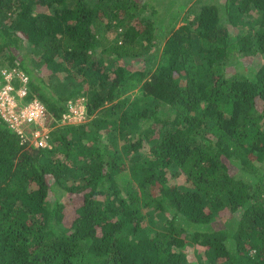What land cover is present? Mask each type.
Returning <instances> with one entry per match:
<instances>
[{
    "label": "trees",
    "instance_id": "obj_1",
    "mask_svg": "<svg viewBox=\"0 0 264 264\" xmlns=\"http://www.w3.org/2000/svg\"><path fill=\"white\" fill-rule=\"evenodd\" d=\"M171 5L0 0L51 143L0 115V264H264V0Z\"/></svg>",
    "mask_w": 264,
    "mask_h": 264
},
{
    "label": "built area",
    "instance_id": "obj_2",
    "mask_svg": "<svg viewBox=\"0 0 264 264\" xmlns=\"http://www.w3.org/2000/svg\"><path fill=\"white\" fill-rule=\"evenodd\" d=\"M4 79L0 80V115L10 124V126L21 134L24 142L36 146L50 145L49 128L45 125L46 106L39 98L35 97L27 102L20 101L28 95V75L19 66L12 69L3 70ZM18 78L20 84H15ZM85 97H77L69 102V110L62 114L59 119L62 123H80L86 114ZM84 122V121H83ZM39 124L30 128L31 124ZM29 127V132L26 128Z\"/></svg>",
    "mask_w": 264,
    "mask_h": 264
},
{
    "label": "rangeland",
    "instance_id": "obj_3",
    "mask_svg": "<svg viewBox=\"0 0 264 264\" xmlns=\"http://www.w3.org/2000/svg\"><path fill=\"white\" fill-rule=\"evenodd\" d=\"M196 1H198V0H181L182 7L179 8V9L174 8L175 7L174 5H171L170 7H166L163 10V17L166 20L167 24L171 23V21L173 19L172 17H174V19L176 20V22H175L176 25H178L180 22H182L183 17L186 14V10L188 8H190L193 5V3H195ZM149 41H153V40L149 39ZM252 67L253 66L251 64H248V66H246V67L242 66L241 71H248V70L252 69ZM14 82L17 85L20 84V80L18 78H16L14 80ZM27 101L28 100H26V98H24L22 101H20V104H19L18 108H20V106L22 104L21 102H27ZM87 120H88V117L84 118L80 122H83V121L86 122ZM33 127L34 126L30 125V128H33ZM151 224H153V223L151 222ZM162 226H163L162 223H160V224H156L155 223V225H153V227L155 229H157V227L161 228ZM195 254L198 255L196 251H195Z\"/></svg>",
    "mask_w": 264,
    "mask_h": 264
},
{
    "label": "clouds",
    "instance_id": "obj_4",
    "mask_svg": "<svg viewBox=\"0 0 264 264\" xmlns=\"http://www.w3.org/2000/svg\"><path fill=\"white\" fill-rule=\"evenodd\" d=\"M47 126V125H46ZM48 127V126H47Z\"/></svg>",
    "mask_w": 264,
    "mask_h": 264
}]
</instances>
